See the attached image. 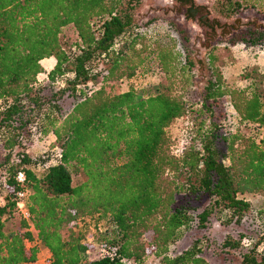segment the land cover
<instances>
[{
	"label": "trees",
	"instance_id": "obj_1",
	"mask_svg": "<svg viewBox=\"0 0 264 264\" xmlns=\"http://www.w3.org/2000/svg\"><path fill=\"white\" fill-rule=\"evenodd\" d=\"M222 3L224 18L264 14V0ZM140 4L0 0V264H39V246L48 264H144L147 254L158 264H208L205 235L178 253L169 247L180 229L204 232L211 219L236 227L220 252L235 264H264V206L255 210L243 198L264 199V139L230 132L220 118L227 103L238 123L264 129V91L247 73L243 88L226 82L213 48L198 78L182 30L166 21L157 41L153 18L134 19ZM66 27L76 37L68 50L60 42ZM246 33H236L233 44L264 46V32ZM48 58L54 65L41 85L40 62ZM150 60L163 77L154 94L113 91V83L131 79ZM88 84L100 85L82 92ZM182 117L188 143L173 155L168 129ZM37 136L53 138L54 164L43 167V159L27 155ZM18 192L25 193L27 219ZM14 215L17 227L6 229ZM85 219L108 226L97 239L104 254L90 262L77 230ZM244 224L252 235L238 231Z\"/></svg>",
	"mask_w": 264,
	"mask_h": 264
},
{
	"label": "rangeland",
	"instance_id": "obj_2",
	"mask_svg": "<svg viewBox=\"0 0 264 264\" xmlns=\"http://www.w3.org/2000/svg\"><path fill=\"white\" fill-rule=\"evenodd\" d=\"M194 5L204 6L208 11V19L217 21L220 26L223 24L233 25L234 30L228 28L216 29L214 34L209 31L208 28L202 26L195 19L185 20V11L183 7L179 6L174 0H141L139 8L135 11L134 19L137 23L144 22L148 19L155 21L150 25L151 33L155 35V39L158 41L159 37L163 34L166 21H170L174 26L184 33L188 38L191 49L194 52L191 53V57L197 62L199 75L198 78H203L204 66L202 62L204 61L206 54L209 49L215 50L218 56V61L216 62L219 72L226 82L233 86L243 88L247 83L241 80V74H250L254 83L258 82L259 88L264 91V72L260 68L262 63L264 64V46L262 43L257 45H245L247 56L240 55V58L236 59V54L233 49L236 48V44H233L234 36L236 33H246L249 32H264V14L257 15L252 11L244 12L239 14L237 17L224 18L220 15V9L223 7L220 4V0H193ZM224 8V7H223ZM239 20V24L235 23ZM247 34V33H246ZM155 39H151L154 40ZM76 40L75 34L70 27L64 28L60 33V42L64 49L68 50L71 44ZM151 40H147L148 44L154 43ZM263 52V55L260 54ZM244 53V52H242ZM251 55L259 57L262 63L257 65H249L251 61ZM236 61L240 65L236 66ZM257 62V60L255 61ZM43 65V72L37 76V82L43 85L46 81V71L47 65ZM162 74L159 72L156 62L147 61L145 64L138 69V73L128 80H121L113 83V91L115 93L125 92L127 90H133L136 94H140L142 97L154 94L158 88V84L161 82ZM100 84L90 85L88 84L85 89H81L82 92L89 93L91 90L99 87ZM201 82L197 83L200 86ZM220 118L222 119L223 128L230 130V132H237L244 136L250 137L255 142H260L264 139V129L257 128L253 125H243L237 122L233 110L224 103L221 107ZM190 134V127L186 117L176 119L168 129V136L171 142V152L173 155L178 154L182 146L188 143V138ZM58 154V148L55 146L54 140L51 136L36 137L31 142L30 146L27 148V155L32 159L44 160V166L52 165L56 162ZM35 174H39V171L35 170ZM74 182H78L74 178ZM247 200L253 209L259 210L264 206V199L260 195L255 194H245L243 196ZM105 220L102 221H90L83 220L78 226L77 230L81 233L85 242L89 244V250L86 252V260L90 262L100 258L104 254V250L97 243V239L103 230L108 229ZM18 225L17 216L5 221L4 226L6 229H14ZM179 237L176 244L169 247L170 253H178L181 250L186 249L189 244L195 238L202 235L207 236L206 242L207 246L203 250V257L208 264H235L234 258H231L219 251V243L222 241L226 233L232 234V237L236 238V227H227L218 221L213 219L210 220L208 228L203 231H198L194 229L183 228L180 229ZM241 233H248L252 235L253 229L250 225H242L239 229ZM47 253L44 248L39 246L38 252V263L46 264ZM144 264H158L157 258L151 254L145 256Z\"/></svg>",
	"mask_w": 264,
	"mask_h": 264
},
{
	"label": "water",
	"instance_id": "obj_3",
	"mask_svg": "<svg viewBox=\"0 0 264 264\" xmlns=\"http://www.w3.org/2000/svg\"><path fill=\"white\" fill-rule=\"evenodd\" d=\"M176 3H179L180 5H185L187 6L186 10H185V14H184V19L185 20H194L195 16L197 14H200V16L196 19V21L201 24L202 26H205L206 28H209V30L214 34V30L219 29L220 27L222 28H230V30H234V26L230 25L227 26L226 24H223L222 26H220V24L215 21L212 20L211 22L208 19V15H209V11L204 7V6H196L194 5L193 0H174ZM235 23H240L239 20H236Z\"/></svg>",
	"mask_w": 264,
	"mask_h": 264
},
{
	"label": "crops",
	"instance_id": "obj_4",
	"mask_svg": "<svg viewBox=\"0 0 264 264\" xmlns=\"http://www.w3.org/2000/svg\"><path fill=\"white\" fill-rule=\"evenodd\" d=\"M243 48H245V45L240 44V45H236V48L233 49L234 53L236 54V59L240 58V55H244V56L249 55V54L246 53L247 51L245 49H243ZM242 52H244V53H242ZM260 54L263 55V52L260 51ZM256 60H257V62H255ZM42 62H43V64L47 65V67H48L47 70L48 71L51 70L53 65H54V60L52 58L43 59L40 63H42ZM260 63H262V62L260 61L259 57H255V55H251V61L249 62L250 66L257 65V64L260 65ZM237 65H240V63L238 61H236V66ZM41 66L43 67L42 64H41ZM260 68L264 72V64L263 63H262V66ZM48 71H46V72H48Z\"/></svg>",
	"mask_w": 264,
	"mask_h": 264
},
{
	"label": "built area",
	"instance_id": "obj_5",
	"mask_svg": "<svg viewBox=\"0 0 264 264\" xmlns=\"http://www.w3.org/2000/svg\"><path fill=\"white\" fill-rule=\"evenodd\" d=\"M183 147V146H182ZM181 150L182 148L180 149V151L178 152V154L181 153ZM176 154V155H178ZM59 157V150H58V154H57V158ZM15 180L18 182V183H23L24 181V176H23V173L22 172H18L16 173V176H15ZM16 197H17V208L19 210V213L20 215L24 218V219H27L28 218V214L27 212L24 210V199H25V193L24 192H18L16 194ZM46 264H48V258H46Z\"/></svg>",
	"mask_w": 264,
	"mask_h": 264
},
{
	"label": "flooded vegetation",
	"instance_id": "obj_6",
	"mask_svg": "<svg viewBox=\"0 0 264 264\" xmlns=\"http://www.w3.org/2000/svg\"><path fill=\"white\" fill-rule=\"evenodd\" d=\"M179 6H181V7H183L182 9L185 11L186 10V8H187V6H185V5H180L179 3H177ZM200 16V14H197L195 17H196V19L198 18ZM195 19V18H194ZM222 26V25H221ZM227 26H230V25H227ZM226 28H228V27H226ZM209 29V28H208ZM220 29H222V27H220L219 28V30ZM223 29H225V28H223ZM228 29H230V28H228ZM210 31V30H209ZM211 32V31H210ZM212 33V32H211Z\"/></svg>",
	"mask_w": 264,
	"mask_h": 264
}]
</instances>
